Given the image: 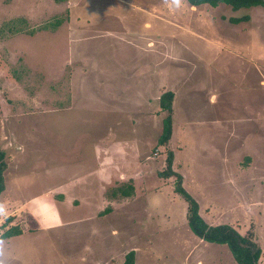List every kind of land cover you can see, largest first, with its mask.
Returning <instances> with one entry per match:
<instances>
[{
    "label": "rangeland",
    "instance_id": "374dc122",
    "mask_svg": "<svg viewBox=\"0 0 264 264\" xmlns=\"http://www.w3.org/2000/svg\"><path fill=\"white\" fill-rule=\"evenodd\" d=\"M0 149V235L22 231L0 264H237L191 231L169 150L203 219L254 233L264 264V8L0 0Z\"/></svg>",
    "mask_w": 264,
    "mask_h": 264
},
{
    "label": "trees",
    "instance_id": "16d2710c",
    "mask_svg": "<svg viewBox=\"0 0 264 264\" xmlns=\"http://www.w3.org/2000/svg\"><path fill=\"white\" fill-rule=\"evenodd\" d=\"M61 3L67 0H54ZM191 7H199L202 5H210L217 7L220 4H226L231 6L234 11L240 9H251L262 7L264 8V0H187ZM250 16H242L239 18H230V23L238 24L241 22H248ZM64 22V18L56 17L55 19L36 30H32L30 33L35 34L38 31H56ZM174 93L166 92L160 99L161 108L168 112L167 117L163 120L162 134L158 140V146H167L172 138L173 134V101ZM6 155L3 150L0 149V195L6 189L5 171L7 169V163L5 161ZM174 153L169 150L167 153L166 167L159 172L160 178L169 179L175 178L174 192L177 193L187 203V221L191 231L201 240L226 245L235 262L237 264H259L262 256V249L259 243L256 241L255 234L248 232L246 235L240 234L234 227L228 224L210 225L208 224L200 214V207L195 198L183 187V176L174 171L173 169ZM133 191V188H130ZM124 195H130V192H124ZM110 210H106L109 212ZM22 231L18 226L11 227L0 235L1 240H7L13 236L21 234ZM136 251L131 250L125 255L123 264H135Z\"/></svg>",
    "mask_w": 264,
    "mask_h": 264
},
{
    "label": "clouds",
    "instance_id": "9594fccd",
    "mask_svg": "<svg viewBox=\"0 0 264 264\" xmlns=\"http://www.w3.org/2000/svg\"><path fill=\"white\" fill-rule=\"evenodd\" d=\"M166 3H170L171 6L179 8L181 6L182 0H165ZM3 211V205H0V212Z\"/></svg>",
    "mask_w": 264,
    "mask_h": 264
},
{
    "label": "crops",
    "instance_id": "0c3cea01",
    "mask_svg": "<svg viewBox=\"0 0 264 264\" xmlns=\"http://www.w3.org/2000/svg\"><path fill=\"white\" fill-rule=\"evenodd\" d=\"M195 8V7H192V9Z\"/></svg>",
    "mask_w": 264,
    "mask_h": 264
}]
</instances>
